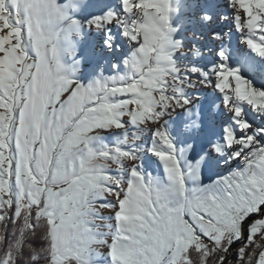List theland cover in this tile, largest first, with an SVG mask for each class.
<instances>
[{"label": "snow or ice", "instance_id": "obj_1", "mask_svg": "<svg viewBox=\"0 0 264 264\" xmlns=\"http://www.w3.org/2000/svg\"><path fill=\"white\" fill-rule=\"evenodd\" d=\"M0 264H264V0H0Z\"/></svg>", "mask_w": 264, "mask_h": 264}]
</instances>
